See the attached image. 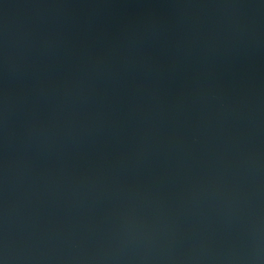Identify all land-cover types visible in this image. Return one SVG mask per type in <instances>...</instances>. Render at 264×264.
<instances>
[{"label":"water","instance_id":"1","mask_svg":"<svg viewBox=\"0 0 264 264\" xmlns=\"http://www.w3.org/2000/svg\"><path fill=\"white\" fill-rule=\"evenodd\" d=\"M0 264H264V0H0Z\"/></svg>","mask_w":264,"mask_h":264}]
</instances>
